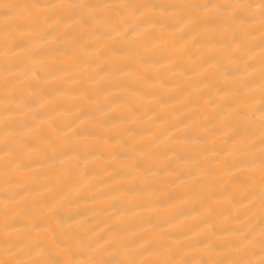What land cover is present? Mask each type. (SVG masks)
Listing matches in <instances>:
<instances>
[{
  "label": "bare ground",
  "instance_id": "bare-ground-1",
  "mask_svg": "<svg viewBox=\"0 0 264 264\" xmlns=\"http://www.w3.org/2000/svg\"><path fill=\"white\" fill-rule=\"evenodd\" d=\"M0 264H264V0H0Z\"/></svg>",
  "mask_w": 264,
  "mask_h": 264
}]
</instances>
